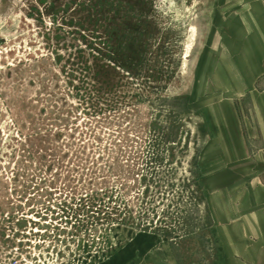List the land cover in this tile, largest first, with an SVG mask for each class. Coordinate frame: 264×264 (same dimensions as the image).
I'll return each instance as SVG.
<instances>
[{
    "label": "rangeland",
    "instance_id": "374dc122",
    "mask_svg": "<svg viewBox=\"0 0 264 264\" xmlns=\"http://www.w3.org/2000/svg\"><path fill=\"white\" fill-rule=\"evenodd\" d=\"M252 82L264 0H0V264H264Z\"/></svg>",
    "mask_w": 264,
    "mask_h": 264
},
{
    "label": "crops",
    "instance_id": "0c3cea01",
    "mask_svg": "<svg viewBox=\"0 0 264 264\" xmlns=\"http://www.w3.org/2000/svg\"><path fill=\"white\" fill-rule=\"evenodd\" d=\"M246 85L249 88H247L246 90L247 93H245L244 101L249 102L248 105L250 111L249 112L247 111V113H245L244 114L245 116L243 117L244 119L245 118L251 119V129H252L251 134L256 135L261 143V147L259 148V154L257 155V157L260 160H263L264 162V87L260 88L257 82H252ZM255 86H257V88ZM235 117L238 118L239 116L235 114ZM258 181L264 182V178H262L261 180L258 178Z\"/></svg>",
    "mask_w": 264,
    "mask_h": 264
}]
</instances>
